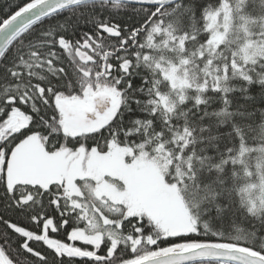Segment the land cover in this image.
<instances>
[{"label":"snow or ice","instance_id":"6c2138e0","mask_svg":"<svg viewBox=\"0 0 264 264\" xmlns=\"http://www.w3.org/2000/svg\"><path fill=\"white\" fill-rule=\"evenodd\" d=\"M0 264H264V0H0Z\"/></svg>","mask_w":264,"mask_h":264}]
</instances>
